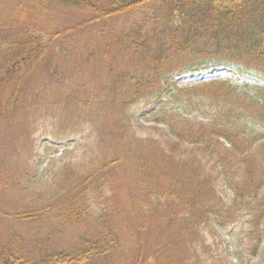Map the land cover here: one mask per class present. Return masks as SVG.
<instances>
[{"label":"rangeland","instance_id":"obj_1","mask_svg":"<svg viewBox=\"0 0 264 264\" xmlns=\"http://www.w3.org/2000/svg\"><path fill=\"white\" fill-rule=\"evenodd\" d=\"M90 15L61 6L46 13L36 6V0H0V44H5L7 36L19 39L23 20L35 27L62 29ZM141 18L122 14L71 32L67 43L73 56L61 61L59 55L54 57L60 76H38L45 84L29 92L15 117L0 120V244L13 243L27 257L42 256L53 250H75L84 236L93 237L105 228L130 232L138 224V216L128 210L130 188L141 178L134 158L148 157L165 168L179 160L190 161L162 119H173L170 124L181 117L203 121L198 113L189 115L190 111L225 115L232 104L245 107L252 105V98L264 96L257 90L264 89L263 75L236 72L223 65L176 72L171 86H162L147 60L128 44L126 34ZM150 29L146 24L144 32ZM90 52L94 59L83 64ZM5 57L0 53V97L8 73ZM38 77L32 79L34 84ZM216 79L231 83L244 100L239 102L224 84H208ZM177 89L184 94L175 97ZM253 111L243 110V128L252 131L244 124H256L264 134L260 123L264 115ZM115 157L123 158L128 167L99 168L101 160ZM73 181L76 185L70 188ZM72 203L85 211L80 219L68 218ZM166 205H161V215ZM19 214L32 218L18 221ZM247 219L242 217L241 224L229 226L234 237L210 222L203 224L190 237L194 242L189 244L188 258L195 264H264V242L257 257L250 258ZM187 221L185 225L193 219ZM149 236L145 235L148 241ZM181 237L186 240V234ZM138 240L139 236L133 241ZM174 251L182 252L177 246Z\"/></svg>","mask_w":264,"mask_h":264},{"label":"trees","instance_id":"obj_2","mask_svg":"<svg viewBox=\"0 0 264 264\" xmlns=\"http://www.w3.org/2000/svg\"><path fill=\"white\" fill-rule=\"evenodd\" d=\"M36 6L46 13L61 6L92 16L62 29L35 27L23 20L17 41L14 36L3 38L0 53L6 56L8 73L2 80L0 120L18 114L29 92L45 84L42 76H60L54 57L59 55L61 61L73 56V48L67 43L71 32L122 14L142 16V21L133 24L126 34L129 43L125 40L147 60L162 86H171L176 72L217 65L264 76V0H36ZM146 24L151 29L144 32ZM87 55L83 64L95 57L92 52ZM36 77L34 84L32 79ZM224 83L216 79L208 84ZM224 85L239 102L244 100L231 83ZM257 90L264 92L262 88ZM177 91L175 97L185 92ZM250 102L252 105L245 107L232 104L225 115H211L202 109L190 111L189 115L198 113L203 121L181 117L170 124L173 119H162L190 161L179 160L165 168L148 157L134 158L141 178L137 188H130L128 210L138 216L137 227L130 226V232L105 228L93 237L84 236L75 250H53L42 256L27 257L13 243L0 244V264H195L188 258L189 244L194 242L190 237L200 232L203 224L210 222L215 229L234 237L229 226L241 224L245 216L250 225L248 252L251 259L256 258L264 242V134L256 124H244L252 131L243 128V110H255L263 116L264 96ZM260 123L264 127V122ZM116 164L128 167L121 157L101 160L98 166L108 170ZM75 185L73 181L70 188ZM100 200L98 197L97 202ZM163 203L167 205L161 215ZM84 213L72 203L67 216L76 220ZM208 217L211 219L204 221ZM30 218V214L16 216L18 221ZM189 219L193 221L185 225ZM197 222L202 223L194 226ZM146 234L150 235L149 241ZM180 234H186V240ZM136 236L139 240L133 241ZM176 246L182 251L180 255L174 251ZM236 258L242 259L240 254Z\"/></svg>","mask_w":264,"mask_h":264},{"label":"bare ground","instance_id":"obj_3","mask_svg":"<svg viewBox=\"0 0 264 264\" xmlns=\"http://www.w3.org/2000/svg\"><path fill=\"white\" fill-rule=\"evenodd\" d=\"M189 71H192V70H189Z\"/></svg>","mask_w":264,"mask_h":264}]
</instances>
